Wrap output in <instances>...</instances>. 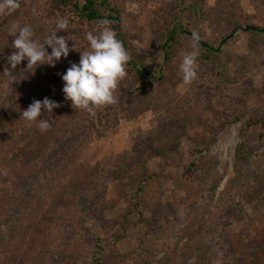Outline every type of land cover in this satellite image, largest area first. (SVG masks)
<instances>
[{
  "label": "rangeland",
  "instance_id": "1",
  "mask_svg": "<svg viewBox=\"0 0 264 264\" xmlns=\"http://www.w3.org/2000/svg\"><path fill=\"white\" fill-rule=\"evenodd\" d=\"M114 2L121 12L125 48L137 62L161 64L162 73L155 76L164 79L147 94L131 98L125 90L132 79L127 69L114 109L106 115L103 108L89 112L96 132L80 161H102L99 191L89 196L84 218L70 221L69 216L51 227L49 245L38 249L29 264H92L94 237L102 238L106 264H264V0H226L221 19L215 15L217 0ZM52 3L19 0L16 14L0 15L3 34L8 38L13 23L30 25L33 31L39 24L56 27L66 18L61 12L50 16ZM67 21L68 30H59L57 36L68 39L69 57H81L90 47L86 34H96V26ZM176 22L190 33L177 28L176 40L167 47L165 33ZM238 24L241 28L223 42L222 35ZM194 34L217 48V70L204 64ZM8 47L2 48L4 54ZM187 54L195 56L197 73L190 83L180 71ZM165 55L172 56L169 62ZM27 63L17 66L19 79L31 74ZM86 118L81 123L90 128ZM249 118L256 123L242 138L240 129ZM79 124L67 133L79 131ZM157 132L165 138H146ZM213 136L206 156L213 163L197 155L208 176L185 178L183 163L190 160L189 153ZM240 144L244 157L236 168ZM153 172L158 178L145 194V222L130 216L124 221L138 178ZM9 178L0 168V185L11 183Z\"/></svg>",
  "mask_w": 264,
  "mask_h": 264
},
{
  "label": "trees",
  "instance_id": "2",
  "mask_svg": "<svg viewBox=\"0 0 264 264\" xmlns=\"http://www.w3.org/2000/svg\"><path fill=\"white\" fill-rule=\"evenodd\" d=\"M51 1L54 3L51 4L50 16L62 15L69 21H78L82 24L92 22L96 26V33L101 22L107 21L108 26L116 32L117 38L124 44L120 29L121 12L114 0ZM224 4L226 0H217L215 15L220 19L225 14ZM58 12H61V15H57ZM14 13L16 14V11ZM195 13H200V11ZM9 15L12 16V12ZM8 20L9 18L5 19V21ZM2 25L3 23H0V55L2 56L0 58V168L8 171L11 183L4 182V185H0V264H29L33 255L49 245L53 225L66 220L69 216H71L70 221L84 218L88 213L92 201L89 196L99 191V184L96 180L101 178L105 167L102 161L94 165L80 161L81 152L96 129L91 122L90 111L74 108L63 92L65 82L62 75L71 63L79 64L77 59L81 57L74 55L69 57L68 55L65 58L62 56L56 61L54 67L48 64L38 65L25 80L19 79L18 67L11 69L8 60L6 65L1 62L16 51L12 47L15 38L9 32L7 38L3 34ZM39 25V28L33 32L34 38L41 42L47 37L45 33L57 29L52 24ZM180 25L176 22L168 28L165 33L166 46L176 40L177 28L182 32L190 33ZM248 26L250 30L258 29L257 26ZM238 28H241L240 24L232 28L230 32L223 34L221 40L226 42ZM4 36L9 40L6 46H11V50L5 48V51L8 50L6 54L2 50L6 47ZM197 40L201 45L204 64L211 68V71L217 70L214 64L217 48L202 38ZM46 48L51 53L52 48L47 45ZM84 50H89V47L82 51ZM129 54L131 59L127 69L131 72L132 79L130 86L125 90L131 98L141 97L153 84H160L164 79V76L159 78L155 76L156 73H162V65L137 62L133 60L130 52ZM171 57L165 55V60L169 62ZM5 68L12 70L15 76L13 83L11 78L4 73ZM9 89H11V94ZM45 97L58 102L60 107L54 108L51 113L47 109H42L41 116L36 121H28L22 117L23 111L34 99L42 101ZM113 106L115 105L93 108L92 111L100 112L99 109L103 108L106 115L114 109ZM62 115L65 116L63 120H61ZM85 115H87L86 119L92 123L90 128H83V123H81ZM40 119H47L50 122L47 131H40L38 127ZM76 122L80 123L79 131L67 133V129ZM255 123L251 118L246 120L240 129V136L245 138ZM16 133L17 137H13L12 135ZM162 135L164 134L157 132L155 135L149 134L146 138L151 137L155 141H160L165 138ZM141 138L146 139L144 136ZM214 139L215 136L205 143H199L189 153L190 160L183 163L185 178L208 176L209 171L197 155L205 156L206 160L212 164L213 161L210 162L211 160L206 156ZM243 157V148L240 144L236 152V168ZM156 178L158 177L154 172L142 174L138 178L129 196V208L127 214L124 215V221L130 216L138 223L145 222L142 217L145 194ZM103 251L102 238L94 237L90 254L92 264H106Z\"/></svg>",
  "mask_w": 264,
  "mask_h": 264
},
{
  "label": "clouds",
  "instance_id": "3",
  "mask_svg": "<svg viewBox=\"0 0 264 264\" xmlns=\"http://www.w3.org/2000/svg\"><path fill=\"white\" fill-rule=\"evenodd\" d=\"M19 7V0H0V15L10 14ZM56 28L57 30L52 31L41 42L34 38L35 34L30 25L21 27L18 23H13L9 32L15 38L12 47L16 51L7 57L11 69H15L25 59L28 61L27 69L33 70L42 64L54 67L62 56L66 58L70 52L68 39L57 36V32L68 30V21L58 20ZM86 39L90 44L89 50L82 51L79 64L71 63L62 75L65 82L63 92L74 108L92 111L93 108L114 105L118 102L115 93L120 82L127 76V65L131 56L123 42L117 38L116 32L108 26L107 21L101 22L96 34L88 32ZM193 39L195 41L198 37L194 34ZM46 45L52 48L51 53L48 52ZM11 69L5 68L4 73L13 83L15 76ZM180 71L183 73L185 83H190L196 78L193 54L184 56ZM57 107H60V104L48 97L42 101L34 99L23 111L22 117L28 121H36L41 116L42 109H47L51 113ZM38 127L42 132L47 131L50 122L47 119H40Z\"/></svg>",
  "mask_w": 264,
  "mask_h": 264
},
{
  "label": "water",
  "instance_id": "4",
  "mask_svg": "<svg viewBox=\"0 0 264 264\" xmlns=\"http://www.w3.org/2000/svg\"><path fill=\"white\" fill-rule=\"evenodd\" d=\"M246 28H249V26H247ZM253 28H255V27H253Z\"/></svg>",
  "mask_w": 264,
  "mask_h": 264
}]
</instances>
